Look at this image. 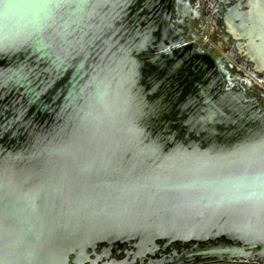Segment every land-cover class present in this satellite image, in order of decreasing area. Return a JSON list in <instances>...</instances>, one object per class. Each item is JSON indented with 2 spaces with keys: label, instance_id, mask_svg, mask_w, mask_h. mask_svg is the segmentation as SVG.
Segmentation results:
<instances>
[{
  "label": "water",
  "instance_id": "95a60500",
  "mask_svg": "<svg viewBox=\"0 0 264 264\" xmlns=\"http://www.w3.org/2000/svg\"><path fill=\"white\" fill-rule=\"evenodd\" d=\"M176 2L0 0V264H264V103Z\"/></svg>",
  "mask_w": 264,
  "mask_h": 264
},
{
  "label": "flooded vegetation",
  "instance_id": "af4514ba",
  "mask_svg": "<svg viewBox=\"0 0 264 264\" xmlns=\"http://www.w3.org/2000/svg\"><path fill=\"white\" fill-rule=\"evenodd\" d=\"M175 7L178 13L176 23L189 28L187 43L195 45L200 54L215 60L225 78L227 90L246 89L264 103V76L255 72V63L248 57L251 48L238 28L241 21L250 26L256 24L264 0H177ZM246 12H249L248 16L244 14Z\"/></svg>",
  "mask_w": 264,
  "mask_h": 264
}]
</instances>
